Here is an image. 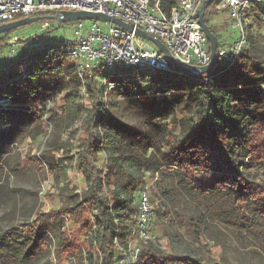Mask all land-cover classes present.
<instances>
[{
    "label": "trees",
    "instance_id": "16d2710c",
    "mask_svg": "<svg viewBox=\"0 0 264 264\" xmlns=\"http://www.w3.org/2000/svg\"><path fill=\"white\" fill-rule=\"evenodd\" d=\"M167 3L171 5L173 1ZM213 6L211 4L205 10L204 18L216 36L218 56L223 44L219 43L208 20ZM251 10L264 13V8L256 5ZM42 15L51 14L33 16ZM19 29L0 34V48L9 46V40ZM245 34L247 47L228 69L220 61L210 73L198 76L158 73L149 80L162 93L169 92L165 98L176 114L166 125H154L161 134V144L169 149V153L166 161L154 169L156 174L150 177L139 174L137 165L141 162L135 155L127 159L121 155L115 157L120 148L113 149V155L107 149L106 141L111 139L114 130L119 128L127 132V129L109 113V100H102L98 74L83 81L77 77L61 37L58 41L48 37L45 44L30 51L21 48L16 59L7 60L5 72H0V99H8L13 109H0V126L9 123L10 132L17 131L30 137L40 132L38 127L29 129L31 125L17 129L18 125L10 122L13 119L8 116L12 112L15 114V110L23 112V117L34 125L47 116L50 108L43 103L51 101L53 96L65 92L62 100L65 111L80 101L87 103V107L81 106L86 111L79 134L74 143L68 144L63 155L71 159L69 153L75 150L74 165L85 181L86 191L74 203L65 204L50 215L35 212L31 223H21L6 230L3 237L13 246L9 252L10 260L19 255L21 263L16 261V264L37 261L44 254L40 244L45 243L48 253L51 249L50 254L58 263L66 258L74 264H120L123 254L120 248H127L135 231L140 193L154 177L158 180V174L168 175L173 180L182 179L197 206L209 213L217 214L219 209L233 207L241 214L244 204L259 207L264 218V182L258 185L250 182L245 172L252 163L264 165V36L251 29L246 32V27ZM141 71L148 74L149 70ZM170 74L176 77L171 80ZM140 78H134L132 73L124 75L117 80L116 92L124 85L135 88L141 96V106L155 121L150 113L155 99L146 97ZM38 79L48 80L45 88L40 89L35 84ZM173 125L178 128L177 134L170 131ZM134 139L132 146L144 151L158 144L155 137L146 132H136ZM62 146L55 149H64ZM201 176L208 181L202 182ZM135 193L136 201L132 197ZM162 194L164 198L168 195ZM150 200L152 202L151 194ZM154 212L155 209L153 215ZM173 217L180 228L194 237L196 225L191 220L177 213ZM61 220L65 223H59ZM68 222L74 226L72 229ZM238 222L243 223L240 219ZM26 246L28 250L21 257L20 250ZM3 261L4 257L0 255V262ZM187 261L186 255L176 256L149 241L139 243L136 260L125 264H186Z\"/></svg>",
    "mask_w": 264,
    "mask_h": 264
},
{
    "label": "rangeland",
    "instance_id": "374dc122",
    "mask_svg": "<svg viewBox=\"0 0 264 264\" xmlns=\"http://www.w3.org/2000/svg\"><path fill=\"white\" fill-rule=\"evenodd\" d=\"M256 12L258 11L251 9L246 11L244 17L246 32L251 29L253 33H261L264 36V13ZM210 16L217 19L222 17L225 22L221 29L227 26V12L222 7V0L214 3ZM44 24L46 23L30 24L15 31L14 36L24 40L38 34ZM48 24L56 30L48 31L46 36L51 41L55 39L58 41V37L63 35L59 26L61 23L51 21ZM21 47L18 43L16 51L20 52ZM9 55L7 45L0 48V67L6 64ZM120 72L123 75L132 73L134 78L143 79L144 83L141 86L146 97L149 100L155 99L150 110L155 121L148 117L146 110L141 106L139 102L141 96H138L135 88L124 85V88L111 95L107 108L127 132L119 128L114 130L111 139L106 141V147L111 155L113 149L120 148L119 154H115V157L121 155L127 159L136 156L135 158L141 162L140 166L137 165L140 168L139 174L150 177L157 171L154 169L166 161L169 153V149L161 144V134L154 125L155 123L166 125L168 121L175 119L176 114L169 100L165 98L169 92L162 93L149 82L159 72L147 71L148 74L144 71ZM170 75L171 80L176 77ZM47 83V79L35 81L40 89L45 88ZM64 96L65 92L53 96L50 99L53 105L49 107L47 116L41 117L34 125L28 118L23 117V112L15 110V114H12L13 112L8 114L13 119L10 122L14 121L18 125V128H15L19 130L30 125L29 129L38 127L40 132L33 137L18 134L17 131L10 132L9 123L0 126V255L4 257V263L0 264H16V261L21 263L19 255L13 261L9 258L13 246L3 237L6 230L21 223H31L35 212L50 215L63 205L74 203L76 198L86 191L85 181L74 165L75 150L69 153L71 159H66L63 155L68 144L74 143L79 134V126L86 111L81 106L87 107V103L84 100L80 101L65 111L62 106ZM170 131L177 134V126H171ZM136 132L150 133L158 144L147 151L132 146ZM61 145H64L62 146L64 149H55ZM100 159L101 157L99 161ZM245 172L248 173L250 182L256 185L264 182L263 164L252 163L247 166ZM200 180L208 181L205 176H201ZM154 181H149L152 183L150 194L155 209L150 235L154 237L158 247L176 256L186 255L188 259L186 264H264V218L259 207L242 204L241 214L233 207H225L219 209L217 214H212L205 208L197 206L182 179L173 180L168 175L158 174L156 184ZM163 192L168 193L166 198ZM132 197L136 201L137 193ZM175 213L196 225L194 237L175 223L173 217ZM239 219L243 223H239ZM59 223L63 224L65 221L61 220ZM68 227L72 229L74 226L69 223ZM40 247L44 250L42 258L37 261L28 260L22 264H74L66 258L58 263L51 256V249L48 253L45 243H41ZM27 250V246L20 250L21 257Z\"/></svg>",
    "mask_w": 264,
    "mask_h": 264
},
{
    "label": "built area",
    "instance_id": "2783aa9c",
    "mask_svg": "<svg viewBox=\"0 0 264 264\" xmlns=\"http://www.w3.org/2000/svg\"><path fill=\"white\" fill-rule=\"evenodd\" d=\"M167 1L0 0V25L38 13L90 12L105 14L131 26L132 31H127L107 21H74L62 23L60 27L68 61L75 66L77 77L83 81L98 74L101 98L107 101L117 90V80L124 76L121 70L184 74L177 71L155 46L138 37L137 30L159 40L175 63L186 70L203 67L210 62V46L197 16L206 0H173L171 5ZM255 5L264 8V0H222V7L227 12V28L235 35L219 48L218 57L226 69L247 47L244 17L246 11ZM53 29L51 24L46 23L40 27L38 34L24 40L12 37L8 60H12L17 53L18 43L23 50L30 51L45 44L48 39L46 33L56 30ZM0 72H5L4 66L0 67ZM24 78L25 75L22 76ZM43 105L49 108L53 103L46 101ZM10 106L8 99H0V109H13ZM151 185L148 182L140 193L135 231L127 248H120L123 251L120 264L136 260L139 243H156L150 235L154 209L150 200ZM115 244L118 246L117 239Z\"/></svg>",
    "mask_w": 264,
    "mask_h": 264
},
{
    "label": "water",
    "instance_id": "95a60500",
    "mask_svg": "<svg viewBox=\"0 0 264 264\" xmlns=\"http://www.w3.org/2000/svg\"><path fill=\"white\" fill-rule=\"evenodd\" d=\"M216 1L217 0H206L204 5L197 12L199 25L210 46V62L206 66L195 67L193 69L186 70L175 63V61L170 56L169 52L165 49L164 45L159 40L153 39L152 37L148 36L146 33L140 30L135 31V33L138 37L148 41L153 46H155L158 51L163 54V56L169 61L171 65H173V67L177 71L183 72L187 76H198L203 73H210L220 64V59L217 56L218 42L216 36L211 32L210 27L206 25L204 14L205 10L211 4H214ZM39 21H58L60 23H68L74 21H107L126 29L127 31H132L131 26L124 24L120 20L110 18L105 14H96L90 12H61L57 15L54 14L25 17L10 23L0 25V34H4L9 31H13L28 26L30 24L37 23Z\"/></svg>",
    "mask_w": 264,
    "mask_h": 264
},
{
    "label": "crops",
    "instance_id": "0c3cea01",
    "mask_svg": "<svg viewBox=\"0 0 264 264\" xmlns=\"http://www.w3.org/2000/svg\"><path fill=\"white\" fill-rule=\"evenodd\" d=\"M219 18L217 19L209 16L208 20L210 26L214 29L215 34L219 37V43L224 44L225 42H230V40H232L235 35L228 30L227 26H224L223 29H221V26H223L222 24L225 21L222 20V17L220 19Z\"/></svg>",
    "mask_w": 264,
    "mask_h": 264
}]
</instances>
